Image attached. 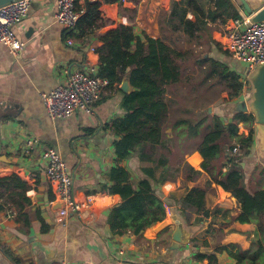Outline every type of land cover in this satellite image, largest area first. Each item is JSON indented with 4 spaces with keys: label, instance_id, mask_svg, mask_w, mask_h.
Segmentation results:
<instances>
[{
    "label": "crops",
    "instance_id": "0c3cea01",
    "mask_svg": "<svg viewBox=\"0 0 264 264\" xmlns=\"http://www.w3.org/2000/svg\"><path fill=\"white\" fill-rule=\"evenodd\" d=\"M173 1L178 0H92L91 3H101L96 26L66 30L54 18L57 0H31L26 19L14 27L21 50L13 54L9 47L0 45V179L16 177L27 186L25 190L3 193L6 203L0 212V264H208L207 259L199 260L196 256L214 254L216 248L229 244H237L241 250L249 249L255 225L229 224L230 216L237 215L239 205L220 186L211 184L207 189L205 204L209 217L193 215L187 221L180 214L178 201L191 188H205L204 182L209 180L201 169L203 158L195 150L184 159L195 170L200 169V176L186 184L179 176L158 188L166 205L162 222L137 235L129 232L120 235L110 229V211L121 198L109 194L105 188L108 171L122 166L136 185L146 178L142 169L153 167L152 162L141 161L136 153L127 160L116 161L113 142L118 136L109 125L125 114L120 107L123 93L119 86L106 87L90 113L78 109L67 119H50L46 113L42 95L65 86L69 72L98 69L97 49L102 45L99 35L124 25L132 27L140 37L161 38L159 16L169 10ZM229 1L240 19L250 20L264 7V0ZM85 2L76 0L78 9H84ZM200 3L206 10L214 9L206 0ZM187 18L193 20L195 16L189 13ZM231 20L208 24L218 48L211 46L208 53L209 47L203 43L193 49L202 52L203 58L218 59L234 70V60L222 46ZM238 65L240 69L234 71L240 75L243 90L230 102L226 101L227 90L220 85L211 87L210 80L195 86L202 67L194 66L197 74H190L192 81L181 78L164 130L165 139L172 138V123L178 118L201 113L207 115L209 123L213 114L224 122L233 113L240 112L238 103L247 100L250 85L243 76L245 68ZM216 87L223 92L222 101L202 112L205 100H211V90ZM189 106L193 113L187 111ZM173 112L176 115L172 119ZM200 139L199 135L197 140ZM254 139L250 154L241 162L249 191L264 189V153L260 150L256 129ZM48 148L57 151L72 178L73 195L80 208L77 216L59 215L62 205L47 179L46 163L41 157L42 151ZM144 150L151 155L147 147ZM215 208L230 214L223 216ZM171 214L182 219L190 233L188 243L177 248H172L175 226ZM148 231H152L151 235ZM214 255L216 264H235L226 252Z\"/></svg>",
    "mask_w": 264,
    "mask_h": 264
},
{
    "label": "trees",
    "instance_id": "16d2710c",
    "mask_svg": "<svg viewBox=\"0 0 264 264\" xmlns=\"http://www.w3.org/2000/svg\"><path fill=\"white\" fill-rule=\"evenodd\" d=\"M206 1L213 5V10H206L200 0L173 1L169 10L160 13L162 35L158 39L146 35L140 37L132 27L124 25L98 36L102 42L97 49L98 76L107 80V87L114 84L120 86L128 76L132 87L130 93H123L120 103L124 116L109 125L118 136L113 142L116 161L122 162L136 153L141 161L153 164L151 168L142 169L146 178L136 185L124 167L117 165L108 171V185L105 188L109 194H117L121 198V202L110 211L108 224L114 233L137 235L162 222L166 217V205L158 188L179 176H182L184 184L200 176L201 172L184 159L191 149V141H196L200 135L198 145L192 150L198 151L203 158L201 169L209 176L206 185L220 186L231 193L239 205L237 215L230 216L229 224L255 225L249 249L241 250L237 244H229L216 248L215 253L226 252L235 264H264V189L249 191L241 168L242 160L250 154L254 143L253 115L235 112L229 121L223 122L211 114L209 123L207 115L202 116L201 113L178 118L172 123V138L165 139L164 130L177 96L176 85L180 84L182 77L192 81L189 73L194 66L202 67L195 86L210 80L211 87L220 85L227 90V102L238 98L243 90V83L236 71L218 59L203 58L202 52L193 49L204 43L208 45L210 53L211 46L218 45L211 38L208 24H223L227 19L239 18L229 0ZM76 6L78 9V4ZM100 7L99 2L86 1L85 11L76 27L84 30L96 26ZM189 13L195 16L193 20L187 18ZM146 147L151 155L145 153ZM235 148H238L236 154L233 153ZM175 149L180 150V156L176 157ZM26 188L16 177L0 179V212L6 203L4 192ZM206 193L207 188L194 187L178 201L179 212L187 221L193 215L209 217ZM214 210L223 216L230 214L227 210ZM151 232L147 234L151 235ZM214 254H198L196 258L216 264Z\"/></svg>",
    "mask_w": 264,
    "mask_h": 264
},
{
    "label": "built area",
    "instance_id": "2783aa9c",
    "mask_svg": "<svg viewBox=\"0 0 264 264\" xmlns=\"http://www.w3.org/2000/svg\"><path fill=\"white\" fill-rule=\"evenodd\" d=\"M30 4L31 0H15L0 6V45L9 47L13 54L18 53L22 47L16 38L14 27L26 19ZM56 7L55 21L66 30L74 29L84 13V9H77L76 0H57ZM226 29L222 46L234 61L249 71L258 65H264V22L251 24L249 19L237 18L232 19L231 25ZM68 43L72 44V41L68 40ZM107 84V80L98 76L95 67H90L87 71L69 72L65 86L42 95L48 117L67 119L78 109L90 113ZM237 152L238 148H235L233 153ZM41 157L46 163L47 179L56 199L62 205L59 215L64 218L79 215L80 208L73 195L72 178L61 156L56 150L48 148L42 151Z\"/></svg>",
    "mask_w": 264,
    "mask_h": 264
},
{
    "label": "water",
    "instance_id": "95a60500",
    "mask_svg": "<svg viewBox=\"0 0 264 264\" xmlns=\"http://www.w3.org/2000/svg\"><path fill=\"white\" fill-rule=\"evenodd\" d=\"M15 0H0V6L9 4ZM250 13V12H248ZM264 22V7L259 9L250 18L251 24ZM243 75L246 76L250 85V94L245 102L238 103L239 111L252 114L255 121V129L260 150L264 153V65H258L253 70L244 69ZM119 89L122 93H130L131 85L128 76L123 79ZM171 221L175 228L172 232V248H177L180 244L188 243L190 233L185 228L184 222L178 216L171 214Z\"/></svg>",
    "mask_w": 264,
    "mask_h": 264
},
{
    "label": "rangeland",
    "instance_id": "374dc122",
    "mask_svg": "<svg viewBox=\"0 0 264 264\" xmlns=\"http://www.w3.org/2000/svg\"><path fill=\"white\" fill-rule=\"evenodd\" d=\"M232 67L234 68V70H237V69H240V66L238 65V63H236V62H234L233 61V65H232ZM189 74H194V75H196L197 74V72L196 71H191ZM220 87H222V86H220ZM217 89L216 90H211V100L209 101V99H207V97L205 98V99H207V100H205V102L206 103H204L205 105L201 108V110H202V112H206L207 111V107H209L210 105L211 106H213V105H215V104H219L221 101H222V97H223V95H222V91H220V90H218V87H216ZM189 103H191V100L189 99V101H188ZM204 102V101H203ZM190 105V104H189ZM196 105H197V103H196ZM203 105V104H202ZM189 110V111H188ZM187 111L188 112H190V113H192L193 111H192V108H191V106H189V109H188ZM175 115H176V112H173L172 113V119H173V117H175ZM241 129V128H240ZM254 130H255V126H254ZM254 138H255V136H254ZM198 141L199 140H193V141H191V143H190V145H189V148H191L189 151H188V153L189 152H191L192 151V149H193V147L195 146V145H198L197 143H198ZM254 142H255V139H254ZM188 148V149H189ZM175 150H177L176 151V157H178V156H180L181 155V152H180V150H178V149H175ZM186 151H187V149H186ZM186 159V158H185ZM186 161H187V159H186ZM193 167V166H192ZM195 169V168H194ZM197 170H200V169H197ZM204 187L205 188H207L208 189V186L206 185V183L204 182Z\"/></svg>",
    "mask_w": 264,
    "mask_h": 264
}]
</instances>
